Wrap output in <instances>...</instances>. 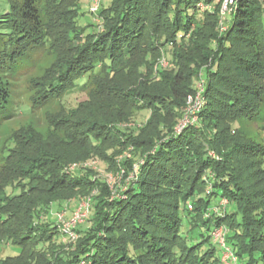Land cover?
I'll return each mask as SVG.
<instances>
[{
  "label": "trees",
  "instance_id": "obj_1",
  "mask_svg": "<svg viewBox=\"0 0 264 264\" xmlns=\"http://www.w3.org/2000/svg\"><path fill=\"white\" fill-rule=\"evenodd\" d=\"M68 1L75 9H64ZM201 1L109 0L99 7L100 27L91 24L97 29L88 31L79 22L81 0H45L48 15L64 18L69 40L78 43L73 58L44 83L38 102L62 97L87 83L80 84L85 76L99 72L88 98L72 112L79 115L81 107L86 111L97 105L105 117L94 126L88 121L68 124L64 141L83 150L80 160L94 155L109 167L112 160L131 178L113 195L106 183L93 180L89 169L80 168L69 179L64 154L53 155L47 168L45 158L27 157L28 166H20L24 173L9 176L0 188V229L7 228L4 240L20 247L18 256L0 264H36L27 248L31 242L45 254L41 264L57 257L60 264H221L225 249L213 236L220 226L226 228V245L236 256L232 264H264V143L247 139L235 125L241 118L256 121L263 116L264 122V7L261 0H237L220 30L223 0L205 11L199 10ZM7 2L0 12V66L8 68L0 73V119L11 114L6 72L29 47L53 39L38 0ZM190 9L192 14L186 13ZM68 14L69 19L64 17ZM162 52L169 65L159 64L154 71ZM199 83L203 106L196 121L177 133L187 97L198 92ZM143 108L151 112L145 123L118 126ZM107 127L118 135L103 136ZM44 182L49 184L40 187ZM81 185H96L99 192L78 197L73 208L63 198L56 202L48 197ZM10 187L20 193L9 192ZM89 196L91 214L75 228L77 252H58L63 235L50 215L62 207L73 212ZM222 199L228 204L216 210ZM13 201L24 206H13ZM17 208L25 210L22 229L11 227ZM41 242L49 247L41 248Z\"/></svg>",
  "mask_w": 264,
  "mask_h": 264
},
{
  "label": "rangeland",
  "instance_id": "obj_2",
  "mask_svg": "<svg viewBox=\"0 0 264 264\" xmlns=\"http://www.w3.org/2000/svg\"><path fill=\"white\" fill-rule=\"evenodd\" d=\"M203 1L206 2L207 0ZM218 1L219 0H214L211 2L213 8ZM108 2L109 0H101L100 4L103 5L107 4ZM92 5V0H81L79 6V22L85 26L88 31L96 30L97 27H100L99 25L102 23L101 18L98 17L99 12H91ZM185 5L186 3L182 2L181 7L185 8ZM38 6L41 11L40 16L42 17L47 32L53 36V39H47L42 43L36 44V46H33L32 48L29 47L27 50L28 52L24 56L17 58L18 60L12 64V66H10V70L5 74L4 79L9 83L12 101L10 104L11 108L9 110V113H11L9 114L10 116H5V118L0 119V188L7 183L9 176H15L23 172L21 171L20 166H26L29 164L25 161L27 157H38L37 160H42V158H45L44 168H47L50 165V159L53 157V155L57 156L59 154H64V162H66L65 171L70 175L69 179L74 178V174L78 173L80 168H83L85 171H88L89 169V172L93 175L92 178L94 181L98 180L106 183L109 191H111L113 195H117V193H119L118 190L124 188L125 183H127L129 180L128 178H131V176L129 174L127 176L122 175V173L119 172L120 169L117 166H114V161L112 160V164L110 165L111 167H109V164L105 160L101 159L100 157H95L94 155L89 156L87 159L80 160V157L83 155V150L80 149L77 144L70 143L68 139V142L64 141V133L68 128V124L71 125L70 127H75L74 125H82L88 121L91 123L89 125L92 126L93 122L98 120L101 121L105 117L104 109L97 107V105H95V107L91 106L90 108L86 109V111L84 110V106L81 107L79 115L78 113L75 115V113L72 112L74 111V107H76L79 102L88 98V91H90L89 88L94 87L93 79L97 74H99V72L97 74L93 73L90 76H85V78L81 80L80 84L85 83L87 79L88 81L85 83L86 85L84 84L79 85L78 87L76 86L75 88L68 90L62 97H53L51 100H49V102L44 104H40L38 102L40 100L39 97L42 95L44 83H48V81L60 73L66 63H68L73 58L74 54L77 52L78 43V39L69 40L66 32V27L69 23H66V21L63 20L64 18L59 16L58 19H55V17L53 18L48 15L46 12L45 0H38ZM7 8V0H0V12L5 11ZM66 8L72 10L75 9V6L73 5L70 7V2L68 1L64 9ZM70 10L69 12L67 11V13L70 14ZM199 10L205 11V9ZM192 12L193 9L186 11V13L190 14H192ZM69 14L67 16L65 15L64 17L69 19ZM196 16H199V13H196ZM261 17L262 23L264 24V12L262 13ZM233 21L236 22V13L234 14ZM91 24L97 25V27L89 26ZM178 37L181 38L180 35ZM167 47L169 48V45H167ZM163 53L164 52H162L161 56L155 58L153 66L154 71L156 69L155 66L161 63ZM166 60L169 62L168 56ZM7 69L8 68H6V65L3 67V64H1L0 73L1 71H6ZM168 69L173 68L169 67ZM148 77H150V75ZM160 84L159 86L161 87ZM85 113H88L87 118H85ZM150 115V110L148 108H143L139 111L137 116L129 120L122 121V123H120L118 126L121 128H132L134 127V124L136 125L145 123ZM261 118L263 119V116ZM261 118H258L256 121H250L247 118H241L235 123V125L236 127L240 128L244 137L247 139L264 143V122L261 120ZM107 128H109V131H105L103 136L113 139L114 134L118 135V131L115 129L112 130L110 127ZM111 139L109 140V143H111ZM210 154H213V150H210ZM86 156L87 153L84 155V157ZM18 161L22 164L17 165L16 162ZM115 163L117 164V162ZM75 164L76 167L73 168ZM94 181L93 184H95ZM22 183H25V181H22ZM15 184L17 187L19 182H16ZM48 184L49 183L44 182L40 185V187H45ZM90 185L89 187L81 185L77 189H69L67 191L60 190L54 194L52 193L48 197L53 201L56 200V202L63 198V201L73 208L71 203L78 201V197L86 194L87 192L90 193H87L86 195H96L97 191L99 192V188H97L96 185ZM8 190L14 194L20 193L18 188L13 189V187H10ZM45 198L47 199V196ZM13 203L14 204L12 205L17 206L18 208L24 206L20 201H13ZM24 203L26 202L24 201ZM70 207H62V210L66 212L67 217H71L73 213L71 212ZM18 208L16 212V221L13 220L11 227H21L22 229L24 227L23 225H25V210L22 208L21 210H18ZM189 208L191 209L192 207L189 206ZM13 209L14 208L12 207L10 208V210L14 211ZM56 212V210H53L52 213ZM50 216L54 222H57V215L53 216L51 214ZM6 234L7 228H1L0 260H5L8 257H16L20 254V247L18 244H15L11 239L4 240L6 238ZM75 234L77 237L75 236V238L71 239L66 237L67 239L64 240L62 237L63 240H61L62 244L60 246V250L57 249V251L62 252L65 255L67 254V256L77 252L76 245L79 238V233L75 231ZM33 245L34 242H31L28 244L27 248L30 249L34 258L36 257L35 263H45V254L40 255L38 253V249L35 247L33 248ZM40 247L47 248L49 245L41 242ZM55 254L57 255L56 252ZM25 256H27V254ZM17 263V260H12V262H10V264ZM63 263L64 262H62V264ZM220 263L230 264L227 261L226 251L223 252ZM50 264H60L59 258H55L53 263Z\"/></svg>",
  "mask_w": 264,
  "mask_h": 264
},
{
  "label": "built area",
  "instance_id": "obj_3",
  "mask_svg": "<svg viewBox=\"0 0 264 264\" xmlns=\"http://www.w3.org/2000/svg\"><path fill=\"white\" fill-rule=\"evenodd\" d=\"M93 5L91 8V12L97 13L100 7L101 0H92ZM237 0H223L221 4V9L219 12L220 20H219V26L220 30L225 29V20L227 14L231 13L234 9V5ZM262 5L264 7V0H261ZM199 8L200 9H205V10H212L213 6L209 2H204L201 1L199 3ZM167 63V64H165ZM162 66H168L169 62L165 58H162V61L160 63ZM198 92L196 94H190L187 99V105L183 109V116L182 118L179 119L178 124L175 127V132L180 133L183 131V129L190 124L191 122L196 121L197 119V113L200 111L203 106V86L202 83L198 84ZM213 156H216L214 153L212 154ZM76 167V164L74 165L73 168ZM210 189V186L208 187V190ZM91 198L85 197L83 198L77 205V207L74 209L72 216L67 217L65 211H60L58 212L57 215V221L59 225V229L61 232V235H63L64 239H71L77 237L75 234V228L79 225L84 223L89 215L91 214V204H90ZM228 201L226 199H222L216 208V210H222L223 207L228 204ZM226 228L224 226H220L217 229L213 231V236L217 241L220 243V245L225 249L224 252L226 251L227 253V261L232 264L236 261V256L233 254L231 249L226 245L225 242V234H226ZM67 237V238H66Z\"/></svg>",
  "mask_w": 264,
  "mask_h": 264
}]
</instances>
